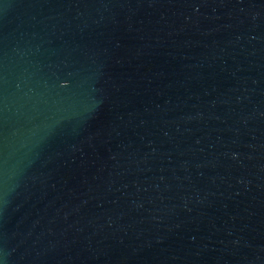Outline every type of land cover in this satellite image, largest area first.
Listing matches in <instances>:
<instances>
[{
  "label": "water",
  "instance_id": "95a60500",
  "mask_svg": "<svg viewBox=\"0 0 264 264\" xmlns=\"http://www.w3.org/2000/svg\"><path fill=\"white\" fill-rule=\"evenodd\" d=\"M0 264H264V0H0Z\"/></svg>",
  "mask_w": 264,
  "mask_h": 264
}]
</instances>
